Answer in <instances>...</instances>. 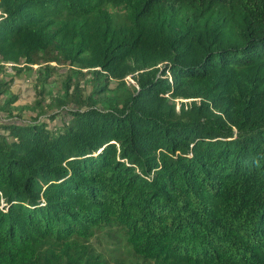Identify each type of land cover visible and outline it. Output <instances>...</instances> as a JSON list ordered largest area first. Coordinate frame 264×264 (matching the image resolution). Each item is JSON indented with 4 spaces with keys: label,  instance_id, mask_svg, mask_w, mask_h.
<instances>
[{
    "label": "trees",
    "instance_id": "1",
    "mask_svg": "<svg viewBox=\"0 0 264 264\" xmlns=\"http://www.w3.org/2000/svg\"><path fill=\"white\" fill-rule=\"evenodd\" d=\"M0 63L52 97L0 119V264H264V0H0Z\"/></svg>",
    "mask_w": 264,
    "mask_h": 264
},
{
    "label": "rangeland",
    "instance_id": "2",
    "mask_svg": "<svg viewBox=\"0 0 264 264\" xmlns=\"http://www.w3.org/2000/svg\"><path fill=\"white\" fill-rule=\"evenodd\" d=\"M4 64V63H0ZM12 63H6L5 67L6 69L2 70L0 68V82L6 81V94L7 95H17V100L13 103L14 106L17 108L14 111L13 115H10L8 113H5L3 111H0V119L2 120H10L13 122H30L35 119L36 121L39 120H46L47 116L51 114V112L47 109V105L49 101L52 99V97L49 96V93H45L43 96V102L42 106H34L36 103V100L42 97L40 94H38L34 87V82L36 80V73L33 71L26 72L23 76H16L15 71L13 70ZM37 65L34 66L35 69H37ZM69 70L61 66L59 70L55 73V80L49 81V84H47L46 88L47 90H51L53 92V97L58 95L60 93L59 85L60 81L68 75ZM131 81V80H130ZM86 80H82V85L85 84ZM118 82H113L110 86L114 88L117 85ZM88 85V83H86ZM92 83L90 82L89 86H91ZM117 88V87H116ZM124 92H128V89H123ZM121 93V92H120ZM6 97V95H5ZM4 98L2 94H0V101ZM183 100V99H181ZM181 102V101H179ZM101 106V104H98ZM73 108V105H70ZM71 107H65L58 109L60 113V119H56L55 122H51V126H53L57 121L60 123V120H66L69 119V116L67 114V110ZM178 107L180 105L178 104ZM59 118V117H58ZM123 250L121 249L117 251L118 253H123ZM123 255H125L123 253Z\"/></svg>",
    "mask_w": 264,
    "mask_h": 264
}]
</instances>
